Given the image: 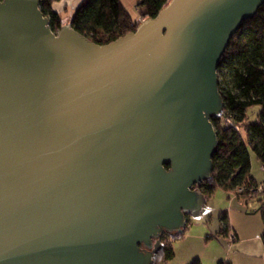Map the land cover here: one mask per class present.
<instances>
[{"label": "water", "instance_id": "95a60500", "mask_svg": "<svg viewBox=\"0 0 264 264\" xmlns=\"http://www.w3.org/2000/svg\"><path fill=\"white\" fill-rule=\"evenodd\" d=\"M263 4L169 0L100 45L0 1V264H152L205 205L218 65Z\"/></svg>", "mask_w": 264, "mask_h": 264}, {"label": "trees", "instance_id": "16d2710c", "mask_svg": "<svg viewBox=\"0 0 264 264\" xmlns=\"http://www.w3.org/2000/svg\"><path fill=\"white\" fill-rule=\"evenodd\" d=\"M60 1L39 0L40 9L54 32L65 25L61 14L54 10V4ZM168 1L139 0L138 6L144 12L139 20H135L121 0H83L74 10L68 26L91 41L106 45L135 33L143 20L157 18ZM218 79L223 108L219 116L210 118L218 142L212 156L211 175L193 188L203 195L205 202L214 196L218 188L235 194L241 186L263 184L251 175L250 152H254L264 166V4L242 23L231 38L218 65ZM254 106L260 109L257 119L250 121L248 111ZM239 128L244 131L243 134ZM239 198L246 202L257 200L261 204L264 225V192L251 194L247 191ZM187 224L188 221L185 230ZM221 224V233L227 237L230 232L227 213L221 215ZM185 230L180 235L162 232L153 238L152 250L155 243L158 244L153 250L152 264H167L175 257L172 242L182 238ZM261 238L264 244V231ZM144 247L141 246L142 249ZM190 264L202 262L195 259Z\"/></svg>", "mask_w": 264, "mask_h": 264}, {"label": "rangeland", "instance_id": "374dc122", "mask_svg": "<svg viewBox=\"0 0 264 264\" xmlns=\"http://www.w3.org/2000/svg\"><path fill=\"white\" fill-rule=\"evenodd\" d=\"M121 2L135 20L141 17V11L144 12V9L138 6L139 0H121ZM73 13L74 10L70 6L69 10L63 13L64 22H70L69 20H71ZM259 109L258 106L249 109L250 121L257 119ZM239 130L243 134L244 131L241 128ZM250 157L252 165L251 175L259 183L264 184V172L261 163L252 151L250 152ZM233 195L234 193H228L218 188L214 196L205 202L200 212L188 216V224L184 236L172 242L175 257L167 264H190L195 259L203 261L204 264H219L220 262L246 264L247 261L252 263L261 261L259 257H253L250 252L241 253L242 255L234 253L232 251L233 246L228 244L226 236L221 233V215L225 213L228 214L230 222L235 226H245L250 224V221L254 225H259L260 228L263 227L262 232L264 231L262 212L260 210L261 204L257 200L246 202L239 198V195ZM246 207L255 212L250 216L246 215ZM247 233L252 234V232ZM227 255H230L228 259Z\"/></svg>", "mask_w": 264, "mask_h": 264}, {"label": "crops", "instance_id": "0c3cea01", "mask_svg": "<svg viewBox=\"0 0 264 264\" xmlns=\"http://www.w3.org/2000/svg\"><path fill=\"white\" fill-rule=\"evenodd\" d=\"M83 0H61L60 2H57L54 4V10L63 16L64 12H67L69 10V7L71 6L72 10H75L77 6L82 2ZM143 11H141L142 13ZM63 18V17H62ZM140 19V18H139ZM138 19V20H139ZM70 21V20H69ZM64 22V20H63ZM65 23V22H64ZM69 23V22H68ZM256 180V179H255ZM257 181V180H256ZM258 182V181H257ZM235 196V195H233ZM254 211L249 209V207H246L245 214L250 216L253 214ZM250 224H246L245 226H235L232 222L229 220L230 224V232H233L235 234V241L228 244L233 246V249L229 246L234 253L237 255L244 252H250L253 257H256L261 260L257 263H252L251 261H247L246 264H264V244L262 241V228H260L259 225H254L253 222H250ZM264 226V225H263ZM247 232H252V234H248ZM256 253V254H253ZM242 255V254H241ZM230 257V255H227V259ZM249 260V258H248ZM202 264H204L203 261H201Z\"/></svg>", "mask_w": 264, "mask_h": 264}, {"label": "built area", "instance_id": "2783aa9c", "mask_svg": "<svg viewBox=\"0 0 264 264\" xmlns=\"http://www.w3.org/2000/svg\"><path fill=\"white\" fill-rule=\"evenodd\" d=\"M262 170L264 172V166H262ZM249 191L251 194H262L264 192V185L259 184V185H252V186H241L235 190L234 195H242L244 192ZM229 243H232L235 241L236 237L233 232H229L227 236Z\"/></svg>", "mask_w": 264, "mask_h": 264}, {"label": "flooded vegetation", "instance_id": "af4514ba", "mask_svg": "<svg viewBox=\"0 0 264 264\" xmlns=\"http://www.w3.org/2000/svg\"><path fill=\"white\" fill-rule=\"evenodd\" d=\"M188 216H190V215H186V221H187V218H188ZM157 242L155 243V246H154V248H153V250H155L156 248H157Z\"/></svg>", "mask_w": 264, "mask_h": 264}]
</instances>
